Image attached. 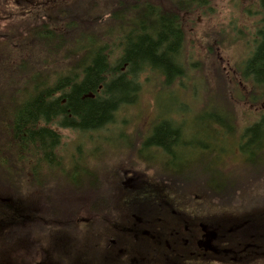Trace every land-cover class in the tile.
<instances>
[{
  "label": "flooded vegetation",
  "instance_id": "flooded-vegetation-1",
  "mask_svg": "<svg viewBox=\"0 0 264 264\" xmlns=\"http://www.w3.org/2000/svg\"><path fill=\"white\" fill-rule=\"evenodd\" d=\"M138 3L146 10L143 13L145 36L148 40H158L157 33L152 34L151 24L160 23L161 26H164V24L169 23L171 26L177 25L178 27L175 26V29L180 33L182 31V11L184 8L192 11L191 14H186L185 17L203 16L207 13L213 1L138 0ZM234 3L237 2L234 1ZM245 12L253 13L256 16L261 15L264 13V0L249 2ZM256 37H258V41L261 38L260 43L258 42L259 46L264 38V30L257 32ZM175 42L176 44L172 49L166 51L170 55L171 70H174V74L170 77L166 76L165 69H167L168 63L163 62L161 65L165 68V72H160L167 77V80L173 78L175 80L184 75L182 61L179 58L183 44L181 37L175 39ZM256 52L257 49L253 52L254 55L250 58L251 60L255 58ZM251 60L248 62L250 63ZM255 62L261 63L262 60L256 59ZM249 63L244 66L241 63L239 67H217L212 71L213 74L218 76H212L213 80L220 79L224 82L223 88L225 91L226 83L229 93L233 95L227 98L225 94L227 99L225 110L229 113L228 119L225 115L221 124L226 132L236 135L238 140L235 145L228 143V149L224 151L218 144L211 143L206 147H194L195 149L200 147L202 152L200 153L198 150L192 152L191 164L193 165L195 161L210 164L207 168L215 171V173L208 176L207 168L203 172H199L198 166H192L194 176L177 181L178 185L189 186L188 191L175 190V192H172L174 188L169 182L159 177L152 179L147 175L153 171L152 166L158 168L156 164L165 166L173 161L187 163V158H183V155L178 156L182 150H177V148L183 138L180 129L172 130V133L169 132V129L161 130L162 127L156 130L152 127L149 130L145 128L144 131H137L133 135L134 139L131 145L126 147V151H123L124 147L122 146L115 147L118 151L115 154L120 155L116 169L103 167L98 170L102 165L107 166L110 156L100 158L94 153L95 156L84 155L80 157L79 162H76L71 161L70 151L67 152L64 148L62 150L67 153L65 156H61V146L56 148L53 141L49 139L57 135L61 138L59 144H62V136L58 130L82 131L68 125L62 126L60 124L62 122L57 121L58 118L55 120L53 115L48 120L38 119L34 126L36 131L43 130L46 126V130L53 133L52 136L45 135L50 143L46 148L48 155L45 159L48 160V164L52 165V172L50 170L42 177L39 174L30 180L29 183L32 184L33 182L35 186L32 189L35 192L26 196L30 197L28 202L22 193L24 188L23 179H17L16 183L20 186L17 194L0 195V216L3 215L1 208H5L4 205L6 204L15 208L20 219L29 207L36 217L40 212L44 216L47 214V216L52 217L53 215L49 213H56L55 222L58 226H54L50 230L61 232L63 235H71L68 226L71 211L69 204L65 202H69L72 192L77 191L78 195L82 197L80 201H83L79 209V224L86 221L82 219L86 215V210H82V207H86V202L89 200L87 198H90V195L93 196L91 201L100 202L103 197L110 200V210L105 212L95 210L93 213L91 211V215L94 217L96 225L102 226L110 223L112 230L124 234L125 238H122L121 241L125 240V242L117 243L113 240L111 242L112 249H120L123 245L127 246L125 244L132 245L133 249L136 246L138 247L134 249V251L136 250L134 262H137V259L140 258V249L146 245L152 246L154 250H157L156 253L162 254L163 262L161 264H264V231L254 230L252 225L256 222L257 217L264 219V66L261 64L249 65ZM149 66H151L150 63ZM5 84L1 81V86L5 87ZM219 84V81L214 82V86ZM134 101L135 97H132L129 98L127 103H134ZM18 103L15 102L12 106ZM7 110L6 100L0 98L1 133L7 130V115H5ZM56 126L58 128H55ZM164 126L168 128L172 125L168 123ZM96 131H99V129L94 132ZM221 139H224V137L218 136V140ZM184 144L186 145V143ZM93 148L97 150L103 148L105 150V146ZM151 148L154 149L152 153L146 155L144 150H151ZM54 153L58 154V159L62 161L67 159L70 164L74 163L73 166L77 165L78 170L85 176L84 180L90 179L91 184L88 187L91 189L82 185L83 181L80 184L73 185L70 182L66 185L58 184L69 163L64 164L63 168L59 166L65 162L58 163L57 161V165L54 164L55 162L51 164L49 160L55 158ZM89 154H92V152H89ZM111 154L113 155V152ZM237 154L243 156L245 164L239 168L240 177L234 178L235 169L229 166L228 159L230 157L236 158ZM116 157L117 155H114V158ZM93 158L102 160L94 168V164L91 163L95 161L90 160ZM143 163L147 164L144 170H142ZM33 164L35 170H38L40 164L38 155L35 161L32 162ZM55 169L58 170L57 174ZM183 180H185L184 184L182 183ZM3 183L5 184V181ZM1 184L2 180H0ZM214 185H222L226 188L223 192H220L211 188ZM40 186H47V190H43ZM9 196L11 202H7ZM59 198H63V209L49 212V206H47L49 202H51L50 208L54 209V203ZM152 215H155L156 218L152 219ZM11 218L16 219L14 214H11ZM10 229V227H5L0 229V232H7ZM21 229L22 227H17L18 231H21ZM38 234V230L34 229L33 237ZM41 234H44V231H41ZM32 245L30 243L29 246L32 248ZM37 264L56 263L47 261Z\"/></svg>",
  "mask_w": 264,
  "mask_h": 264
},
{
  "label": "rangeland",
  "instance_id": "rangeland-1",
  "mask_svg": "<svg viewBox=\"0 0 264 264\" xmlns=\"http://www.w3.org/2000/svg\"><path fill=\"white\" fill-rule=\"evenodd\" d=\"M89 1L92 4H98L101 0ZM212 1L213 3L203 16H183L186 38L183 41L179 58L182 61L184 75L175 80L174 78L167 80V77L162 73L165 72L164 68L153 61H150L151 66L143 65L133 72L130 71L128 65L124 66L122 73H130L127 79L133 81L137 88L135 94H132L135 97L134 103L120 105L113 114V122L99 129V131L82 133L74 130H58L62 136V144L58 145L61 146V156H65L70 151L71 161L76 162H79L80 157L84 155L93 157L97 154L100 158L110 156L107 166L102 165L98 170L103 167H112L115 170L120 156L115 154L118 152L115 147L122 146L124 147L123 151H126V147L131 145L134 139L133 135L137 131H144L145 128L149 130L152 127L156 130L162 127L161 130L169 129V132L172 133V130L180 129L183 138L177 148V150H182L178 156L183 155V158H187V163L178 160L181 164L176 161L165 166L156 164L158 168L152 166L153 171L147 175L152 179L159 177L169 182L174 188L172 192L175 190L184 192L189 190V186L178 185L177 181L192 178L194 176L192 166H198V171L203 172L210 165L196 161L193 165L191 164L192 152L196 150L202 152L200 147L195 149V146L206 147L210 143L218 144L224 151L228 149L229 144H236L237 136L226 132L221 124L225 115L228 119L229 112L225 110L226 95L227 98L233 95L229 93L226 83L225 91L224 82L220 79L213 80L212 76H218L212 71L217 67H239L241 63H243L242 66L249 63L248 61L253 57V52L261 41V38L258 41L256 36L257 32L264 30V13L256 16L253 13L245 12L249 2L252 3L255 0ZM62 3L64 5L76 3L80 6L87 4L82 0H0V83L5 77V74L2 73L5 67L12 69L9 73L15 69L18 74L22 68L18 66L21 62L23 63L26 55L18 53L16 48L18 37L28 38L33 32L41 34L46 31L47 27L56 28L57 32L63 29L62 23L51 22L53 13L57 11V6ZM130 17L129 14L122 31L126 37L133 38V35L130 36L132 31ZM14 35H17L16 38ZM55 37L50 36L48 38ZM75 41L79 50L90 54L92 58L94 57L97 39L90 32L84 29L78 30ZM110 44L106 54L110 55L112 63L117 66L121 61V50L124 46L121 41H112ZM3 52L12 56L10 59L12 63H9L6 59L8 55H4ZM51 61V64L41 67L40 70L49 74L47 77L48 85L55 87L57 77L60 75L67 76V71L73 67L63 64L64 59L60 57L52 58ZM218 81L220 84L214 86V82ZM36 85L37 77L30 79L26 87L34 89ZM168 123L172 126L175 124V126L173 128L172 126L167 128L168 125L165 127L164 125ZM124 135L126 136L124 137ZM218 136L224 137V139L218 140ZM98 146H105V150L93 148ZM90 147L91 149H89ZM63 148L67 152H64ZM152 150L154 149H145L144 152L147 155V153L151 154ZM114 155L117 157L114 158ZM90 160L95 161L91 163L94 164L93 168L102 161L94 158ZM228 164L235 169L233 177L239 178V168L245 164L243 156L237 154L236 158L230 157ZM73 165L74 163H69L66 166L58 184L66 185L70 182L73 185L83 181L82 185L91 189L88 187L91 184L90 179L84 180L85 176L78 170V166ZM146 167L147 164L143 163L142 170ZM68 168L69 171H66ZM206 172L209 173L208 176L215 173L210 168H207ZM184 182L185 180L182 181L183 184ZM22 183L24 186L22 193L28 202L30 197L26 196L35 191L32 190L29 182L22 181ZM211 188L223 192L226 187L214 185ZM8 192L0 187V195H12ZM92 194L94 195V193ZM7 202H11L10 196ZM101 204L95 201L94 206L97 211L100 210ZM88 215L91 216V214ZM151 217L152 219L156 218L155 215ZM8 219L11 220L10 217ZM92 219L94 218L90 217L85 222H81L77 229L70 232L72 235H63L61 232H53L49 229L44 234L31 237L24 246L27 247L30 243L34 246L32 245V248L25 252L21 262L25 264L47 261H54L56 264H161L163 262L162 254L156 253L157 250H154L152 246L145 245L140 249V258L137 259V262H134L136 251L134 249H137V246L133 249L132 245L125 244L127 246L123 245L120 249H112L111 242L113 240L117 243L125 242V240L121 241L122 238H125L124 234L112 230L110 223L100 226L99 224L96 225ZM263 220V218L257 217L256 222L252 223L254 230L264 231ZM54 226L58 225L55 224Z\"/></svg>",
  "mask_w": 264,
  "mask_h": 264
},
{
  "label": "trees",
  "instance_id": "trees-1",
  "mask_svg": "<svg viewBox=\"0 0 264 264\" xmlns=\"http://www.w3.org/2000/svg\"><path fill=\"white\" fill-rule=\"evenodd\" d=\"M82 1L87 4L80 6L76 3H66V5L62 3L57 6V11L53 13L51 22L63 24V29L60 32H57L56 28L47 27L46 31L41 34L33 32L34 35L31 34L28 38L18 37L16 45L18 53L26 55L23 63L21 62L18 66L22 68L19 70V74L15 69L12 73H9L11 68L3 69L5 77L2 78V81L6 84L3 87L0 83V98L6 100L8 110L5 113L7 115V130L3 133L0 132V180H2L0 186H3L2 188L7 192L9 191L8 193H18L20 186L16 183L17 179L30 182L39 174L42 177L50 170L52 172V165L48 164V160L45 159L48 155L46 148L50 145L49 140H52L53 145L57 148L61 138L54 135L48 140L45 135L52 136L53 133L47 131L46 126L45 129L36 131L34 126L38 119L48 120L54 115L55 120L58 118L57 121L62 122V126L68 125L81 130L82 133L95 131L111 123L113 114L119 106L127 103L129 98L134 97L132 94L137 91L134 82L127 79L130 73H122L124 66L128 65L130 71L133 72L143 65L149 66L150 61L159 65L166 62L168 64L167 69L164 68L165 75L170 77L174 74V70H171L170 55L166 51L172 49L176 44L175 39H178L179 36L182 42L185 40L184 24H182L180 33L175 29L177 25L151 24L152 34L157 33L159 38L158 40H148L145 36L143 17L146 10L139 5L138 0H101L98 4H92L89 0ZM51 5L52 3L49 6L51 7ZM182 13L185 17L192 11L184 8ZM129 14L132 29L130 36L133 35V38L126 37L122 31ZM105 28L107 29L105 30ZM109 28L110 30H108ZM80 29L90 32L97 39L94 47L96 53L93 58L90 54L78 49L75 36ZM16 36L14 35V38ZM50 36L56 37L49 39ZM112 41H121L122 45H126H123L121 61L117 66L112 63L110 55L106 54ZM257 47L255 58L249 65L261 64L264 66V38ZM3 54L8 55L6 59L12 63L10 60L12 56L7 52H3ZM55 57L63 58V64L72 65L74 69L68 70L67 76H58L55 87H50L47 80L49 74L40 68L51 64V59ZM256 59H261L262 62L257 63ZM168 65H170L169 68ZM36 77L37 85L34 89L26 87L27 82ZM15 102L19 103L12 106ZM0 130H2L1 124ZM43 147L45 149H42ZM37 155L40 164L39 169L35 170L32 162L35 161ZM54 155L55 158L49 160L51 164L55 162L54 164L57 165V161L58 163L65 162L59 166L63 168L64 164L69 163L67 159L63 161L58 159L57 153ZM55 173H58L57 169H55ZM31 186L32 189L35 187L33 182ZM40 187L47 190V186ZM92 197L90 195V198H87L89 200L86 202V207H82V210H86V215L82 219L92 218V215L88 214L96 210L95 201H91ZM80 198L82 199L78 192L73 191L70 201L65 202L69 204L71 211L68 225L70 232L77 229L80 222L79 209L83 204ZM100 203L102 204L99 211L105 212L111 209V202L108 198L103 197L100 199ZM50 205L51 202L47 205L49 212L63 209V198L55 201L54 209L50 208ZM4 206L6 207L1 208L3 215L0 216V229L5 227L11 229L8 232H0V264H25L21 263V260L25 252L31 248L30 244L27 247L24 246L26 241L28 239L30 241V238L33 237L34 229H37L41 234V231L46 233L49 229L54 228V225L57 224L55 222L57 214L49 213L53 215L52 217L47 214L44 216L40 212L36 217L29 207L20 219L15 208L7 204ZM11 214H14L16 219H12ZM9 217L11 220L8 219ZM17 227H22L21 231H18ZM7 233H10L12 237H6Z\"/></svg>",
  "mask_w": 264,
  "mask_h": 264
},
{
  "label": "bare ground",
  "instance_id": "bare-ground-1",
  "mask_svg": "<svg viewBox=\"0 0 264 264\" xmlns=\"http://www.w3.org/2000/svg\"><path fill=\"white\" fill-rule=\"evenodd\" d=\"M6 237H12V235L10 233H7Z\"/></svg>",
  "mask_w": 264,
  "mask_h": 264
}]
</instances>
